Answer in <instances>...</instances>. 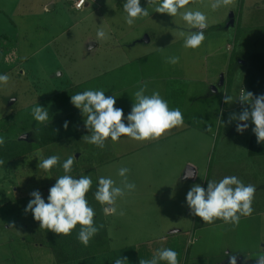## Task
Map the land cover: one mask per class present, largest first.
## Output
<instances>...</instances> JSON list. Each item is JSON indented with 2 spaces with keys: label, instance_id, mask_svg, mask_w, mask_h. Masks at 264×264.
Returning <instances> with one entry per match:
<instances>
[{
  "label": "rangeland",
  "instance_id": "374dc122",
  "mask_svg": "<svg viewBox=\"0 0 264 264\" xmlns=\"http://www.w3.org/2000/svg\"><path fill=\"white\" fill-rule=\"evenodd\" d=\"M125 2L91 0L79 11L73 0H0V75L10 77L0 84V137L17 139L35 132L42 124L31 114L34 107L47 109L51 119L62 114L64 104L65 109L73 106L71 95L86 90L115 95V107L126 117L134 93L146 81V94L158 91L170 109H180L182 126L158 140L109 138L100 149L81 138L41 150L45 158L53 150L61 162L74 154L79 174L92 177L93 193L101 176L119 186L121 167L130 170L128 181L136 185L117 198V214H104L107 254L73 264H114L119 257L139 264L159 248L176 251L179 264H228L231 255L242 256L243 264H256L257 255L264 253V164L247 155L251 129L230 133L237 124L228 123L230 114L248 105L240 106L238 100L225 104L223 97L228 93L237 98L245 82V66L236 62L246 61L253 50H264V0H233L216 11L210 7L214 0H194L175 17L140 0L149 16L136 18L132 26L125 22ZM188 9L207 17L206 39L197 49L184 48L180 35L189 31L181 16ZM231 13L236 23L227 27ZM99 29L106 38L97 40ZM172 56H179V63L165 62ZM221 74L225 85L205 97ZM70 111L63 116L69 134L79 125L89 135L81 111ZM247 123L252 126L251 120ZM38 163L37 156H28L0 169V264H55L48 248L28 243L38 224L25 208L34 190L47 200L45 193L64 173L54 168L45 172ZM188 164L198 170L193 181L182 179ZM225 176L256 188L253 213L236 227L220 219L204 223L186 202L193 184L207 189V181Z\"/></svg>",
  "mask_w": 264,
  "mask_h": 264
},
{
  "label": "clouds",
  "instance_id": "9594fccd",
  "mask_svg": "<svg viewBox=\"0 0 264 264\" xmlns=\"http://www.w3.org/2000/svg\"><path fill=\"white\" fill-rule=\"evenodd\" d=\"M148 5L155 6V12L167 13L175 17L178 10L194 0H147ZM233 0H214L210 7L213 11L221 7L231 5ZM84 5L80 0L77 7ZM123 10L127 14L125 22L128 26L135 23L136 18L149 16L148 8H142L140 0H126ZM183 21L189 26L188 32H180L184 37L183 47L197 49L206 39L205 30L208 27L206 15L199 10L188 9L181 13ZM195 29V31H193ZM97 40L106 38L102 29L97 31ZM179 56L166 57L165 62L177 64ZM10 77L7 74L0 75V84L6 85ZM147 82L134 93V103L130 113L125 117L123 109L115 107L116 96H106L103 90H86L71 95V103L81 111L84 126L90 133L82 136L85 143L95 145L103 149L109 138L111 142H117L121 137H129L134 141L158 140L168 130L184 124L183 114L179 108L170 109L168 102L163 99L158 91L146 94ZM238 100L243 107L240 113L230 114L228 123L237 121L236 131L243 134L249 127L251 120L255 127L252 129L258 144L264 143V95H254L250 91L241 90L237 98L224 93L223 102L230 104ZM32 116L38 123L45 124L49 119L48 110L37 105L32 109ZM126 119L127 124L124 120ZM222 123V121H220ZM63 127L67 129L68 122ZM211 131V127L208 128ZM6 143L0 137V147ZM38 169L45 172L51 171L54 166L60 164L58 155L43 158L42 152L37 153ZM74 154L69 155L62 163L63 175L58 176L55 184L49 188L47 203L39 190L30 193L32 199L28 202L25 212H31L35 221L39 222V229H46L57 235L68 236L79 224L78 241L87 247L91 239L97 235L103 225L94 223L95 210L86 199V194L93 186L91 175H81L79 178L71 175L76 161ZM4 161L0 160V164ZM194 167V166H193ZM130 170L121 167L118 175L121 177L119 186L110 177L98 178V185L93 193L94 198L102 207L105 215L117 214L116 200L126 193L135 190V183L129 182L127 173ZM197 173L189 170L185 179L193 178ZM256 188L252 184H245L236 176H225L219 182L207 181V189L200 184H193L186 195V202L190 213L199 217L204 223H213L216 219L224 223L238 226L241 217L251 216ZM123 216V210L118 213ZM14 227V225H13ZM178 253L171 248H159L151 259H140L139 264H179ZM114 264H127V258H117ZM228 264H237V257L231 255ZM256 264H264V253L257 255Z\"/></svg>",
  "mask_w": 264,
  "mask_h": 264
},
{
  "label": "trees",
  "instance_id": "16d2710c",
  "mask_svg": "<svg viewBox=\"0 0 264 264\" xmlns=\"http://www.w3.org/2000/svg\"><path fill=\"white\" fill-rule=\"evenodd\" d=\"M244 60L245 59H243V62L241 60L237 61L236 65L239 66L243 63L245 66L244 78L247 90L256 96L264 95V50H253L247 57V60ZM229 73L230 71H228V74ZM71 108L74 109V105H69V109H65L64 104L62 114L54 115V117L49 119L45 124H42L37 130H35V132L29 133L27 138H4L6 143L4 146L0 147V160H3L4 163L0 164V169H6L10 164H13L20 159H24L25 161L28 156L36 157L38 151L41 152L42 149L50 148L49 150H51V147L54 145L64 146L76 141V139H81L86 131L83 128H79V125L77 126L76 132L70 134L67 129L63 127L65 122L63 116L69 117L72 111H70ZM254 127V124H252L251 127L249 126V129H251V137L248 154L250 158H253L260 165L264 164V143H257L256 136L252 131ZM33 133H35V138ZM74 150L75 152L78 151L77 149ZM43 155L45 156V154H42V156ZM51 155H55L53 150ZM44 156L43 158H45ZM62 163L63 162H61L60 159V164L53 167L57 173H60L63 170ZM71 175L77 178L81 176L78 167L75 164ZM55 182L56 180H54L51 185L53 186ZM48 194L49 193L47 192L45 193L47 197ZM86 199L95 210L94 223L97 226L101 224L103 225L99 233L91 239L87 247L81 244L77 239L80 228L79 224L72 230L70 235L64 236L63 234L57 235L46 229H39V222H37V229L28 239L30 241L28 243L37 245L41 248H48L54 256L55 264H73L81 261L86 262L92 257L106 253L107 227L104 223V212L99 202L95 200L92 190L86 194ZM45 202L47 203V200H45ZM184 264H186V262Z\"/></svg>",
  "mask_w": 264,
  "mask_h": 264
},
{
  "label": "crops",
  "instance_id": "0c3cea01",
  "mask_svg": "<svg viewBox=\"0 0 264 264\" xmlns=\"http://www.w3.org/2000/svg\"><path fill=\"white\" fill-rule=\"evenodd\" d=\"M245 75V74H244ZM225 76V75H224ZM221 77V76H220ZM220 81V80H219ZM224 85H225V83H224ZM224 85H222V86H224ZM213 86H216L217 87V91H214L213 90ZM213 86L211 87V90L207 93V95L205 96V97H208V95H212V94H217L218 92H219V88L220 87H222L221 85H219V83L217 82V83H215V84H213ZM242 87H245L246 88V91H248L247 90V87H246V84H245V82H244V84L241 86V88ZM82 128V127H81ZM186 128V127H185ZM249 129V127L245 130V131H247ZM230 133H232V135H235V134H237L236 133V126H234V128L230 131ZM250 137H251V134H250ZM249 141H250V138H249ZM248 147H249V142H248ZM248 149V148H247ZM105 154H107V152L105 151L104 152ZM247 155H248V157H250L249 156V154H248V150H247ZM188 167H191V168H193L194 170H195V173H197L198 174V170L196 169V167H193V165L192 164H188L187 165ZM187 170V169H186ZM186 172V171H185ZM185 172H184V174H182V179L183 180H185V181H193V180H195L196 178H197V174L194 176V178H189V179H185ZM197 181V180H196ZM243 217V216H242ZM241 217V218H242ZM244 219V218H243ZM197 223H198V220H195V223H194V225H195V227L197 228ZM208 224V223H207ZM209 226V225H208ZM208 226H202L203 228H205V227H208ZM199 228V227H198ZM238 258H242V263H240V264H243V262H244V259H243V257L242 256H240V257H238ZM228 261H229V259L227 260V261H225V262H227L228 263ZM180 262V261H179ZM239 264V263H238Z\"/></svg>",
  "mask_w": 264,
  "mask_h": 264
},
{
  "label": "water",
  "instance_id": "95a60500",
  "mask_svg": "<svg viewBox=\"0 0 264 264\" xmlns=\"http://www.w3.org/2000/svg\"><path fill=\"white\" fill-rule=\"evenodd\" d=\"M235 23H236V19H235V17H234V14L233 13H231L230 14V20L228 21V23H227V27H230V26H234L235 25ZM148 39V38H147ZM149 41V39L147 40V42ZM224 83H225V76H224V74H221V77H220V81H219V85H224ZM213 90L214 91H217V87L216 86H213ZM15 100H13L12 102H14ZM12 104V103H11ZM22 138H27V135H25V136H23ZM189 170H191V171H193V172H195V170L193 169V168H191V167H188L187 168V170H186V172H185V175H186V173L189 171ZM185 177V176H184ZM194 178V177H193ZM189 179V178H188ZM237 263H242V258H237Z\"/></svg>",
  "mask_w": 264,
  "mask_h": 264
},
{
  "label": "built area",
  "instance_id": "2783aa9c",
  "mask_svg": "<svg viewBox=\"0 0 264 264\" xmlns=\"http://www.w3.org/2000/svg\"><path fill=\"white\" fill-rule=\"evenodd\" d=\"M91 0H84V5H82V6H80V7H77L76 5L77 4H79L80 3V0H73V8L75 9V10H79V11H81L85 6H87V5H89ZM92 1H94V2H96L97 0H92ZM242 89H244L245 91H246V88L245 87H242L241 88V90ZM241 90H240V92H241ZM240 94V93H239ZM239 105L240 106H243V105H241V103L239 102Z\"/></svg>",
  "mask_w": 264,
  "mask_h": 264
}]
</instances>
